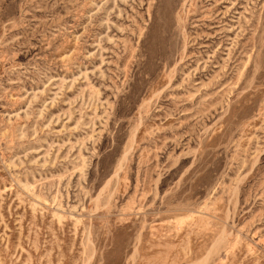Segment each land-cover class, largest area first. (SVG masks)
Returning <instances> with one entry per match:
<instances>
[{"label": "rangeland", "instance_id": "1", "mask_svg": "<svg viewBox=\"0 0 264 264\" xmlns=\"http://www.w3.org/2000/svg\"><path fill=\"white\" fill-rule=\"evenodd\" d=\"M0 264H264V0H0Z\"/></svg>", "mask_w": 264, "mask_h": 264}, {"label": "bare ground", "instance_id": "2", "mask_svg": "<svg viewBox=\"0 0 264 264\" xmlns=\"http://www.w3.org/2000/svg\"><path fill=\"white\" fill-rule=\"evenodd\" d=\"M126 151V150H125ZM124 157H125V154L122 156V158H121V160H123L124 159ZM121 165V164H120ZM120 167V166H119ZM116 172V171H115Z\"/></svg>", "mask_w": 264, "mask_h": 264}]
</instances>
